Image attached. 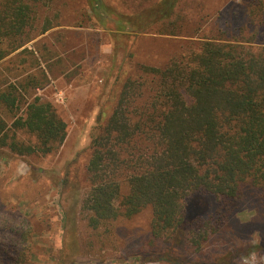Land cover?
Segmentation results:
<instances>
[{
    "label": "trees",
    "instance_id": "1",
    "mask_svg": "<svg viewBox=\"0 0 264 264\" xmlns=\"http://www.w3.org/2000/svg\"><path fill=\"white\" fill-rule=\"evenodd\" d=\"M58 1L0 0V63L16 50L31 56L16 80L0 79V154L39 158L65 140L54 103L34 94L59 74L55 67L74 63L75 54L94 56L104 81L89 143L61 180L81 197L78 216L63 215L53 262H105L107 249L118 247L121 219L146 209L148 237L138 251L168 256L219 241L246 202L263 218L264 0L235 5L222 27L193 17L202 11L199 2L187 9L193 0H76L75 20L61 23L84 31L60 29L54 46L42 39L24 46L60 23ZM162 35L188 38L155 63L144 41ZM38 229L30 216L0 209V264H29ZM85 251L93 258H79ZM238 252L216 264H232Z\"/></svg>",
    "mask_w": 264,
    "mask_h": 264
},
{
    "label": "rangeland",
    "instance_id": "2",
    "mask_svg": "<svg viewBox=\"0 0 264 264\" xmlns=\"http://www.w3.org/2000/svg\"><path fill=\"white\" fill-rule=\"evenodd\" d=\"M75 1L59 0L58 9L63 8L60 23H55L49 31L35 37L24 46L33 48L34 42L40 39L49 46H54L57 43L56 34L60 29L68 30L70 33L84 31L82 27L61 23L62 18L70 22L75 20L72 15ZM106 1L113 4L131 2V0ZM194 2L200 3L202 11L195 9ZM241 2L244 1L193 0L187 9L190 10L192 6L196 10L193 17L202 14L205 21L209 20L211 24L219 23L222 27L227 20L232 19V12L237 10L235 5H240ZM55 6L47 10L50 13L54 12L57 10ZM153 38V41L149 40L148 43L144 41V46L146 49L152 47L154 56L151 59L155 63H160L178 47V39L188 37L162 35L157 40L156 37ZM191 45L196 46L193 43ZM100 48V51H108L104 44ZM18 51L12 52L0 63V79L14 81L18 74L30 67L27 60L22 63L21 59L29 58V61L31 56L25 52L17 53ZM93 57L75 54L74 63L69 65L66 63L62 68L55 67L54 70L59 74L52 77L42 88L35 89L34 94L50 99L54 103L67 124V135L58 151L39 158L11 155L7 151L0 154V209H11L30 216L39 228L34 236L35 253L29 264H55L53 258H58L57 249L61 247L60 238L64 230L63 215L70 213L76 216L78 213L81 190L69 191L61 180L67 162L88 145L91 127L99 110V90L104 81L97 74L100 69L99 60H94ZM61 69L65 72H58ZM5 117L9 120L7 116ZM251 204L253 203L246 202L235 213L236 224L233 230L224 231L222 238L216 243L206 245L198 252L193 248L179 247L178 255L172 252V256H168L167 252L149 254L138 251L148 237L151 211L146 209L131 219H121L118 223V247L107 249L101 257L107 259L105 262L92 259L88 264H185L186 261L197 259L198 262L205 264H216L223 254L236 246L239 252L232 264H264V216L256 219L250 210ZM79 258L93 257H88L86 252Z\"/></svg>",
    "mask_w": 264,
    "mask_h": 264
}]
</instances>
